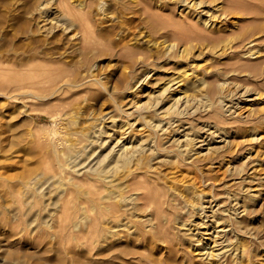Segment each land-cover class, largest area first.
<instances>
[{
    "label": "rangeland",
    "instance_id": "obj_1",
    "mask_svg": "<svg viewBox=\"0 0 264 264\" xmlns=\"http://www.w3.org/2000/svg\"><path fill=\"white\" fill-rule=\"evenodd\" d=\"M254 1L0 0V264H264Z\"/></svg>",
    "mask_w": 264,
    "mask_h": 264
},
{
    "label": "bare ground",
    "instance_id": "obj_2",
    "mask_svg": "<svg viewBox=\"0 0 264 264\" xmlns=\"http://www.w3.org/2000/svg\"><path fill=\"white\" fill-rule=\"evenodd\" d=\"M215 3V2H214ZM241 4V3H240ZM124 5V4H123ZM237 5V4H236ZM231 7V6H230ZM229 7V8H230ZM217 8H218V6H217ZM220 8V7H219ZM233 8V7H232ZM232 8H230V9H232ZM239 8V7H238ZM236 9V8H235ZM244 9H246V10H248V9H250V11H248L249 12V15H251L252 17H251V19L253 18V19H255L256 21H259L258 22V24H254V25H252L251 24V26H248L247 28H245V26H244V28L243 27H241L242 28V32H240V33H236V35H235V38H232L233 40L234 39H237V38H239V41H245V40H247V38L248 37H251V36H253V34L255 33V32H257L258 31V33L259 32H261L263 29H262V23H263V17H264V3H263V0L262 1H254V2H251V4H249V6H246V8H244L243 6H242V8H241V11H239V13H242V15H243V13H245L244 11H242V10H244ZM225 11H226V8L224 9ZM70 11V10H69ZM213 13V12H212ZM222 13H224L223 11H221V9H219V10H217L216 9V11H215V13H214V17H217V18H222ZM236 13V12H235ZM234 14V13H233ZM246 14V13H245ZM235 15H237V14H235ZM46 16V15H45ZM224 16V15H223ZM229 16V15H228ZM244 16V15H243ZM242 16V17H243ZM248 16V15H247ZM47 17V16H46ZM241 18V17H240ZM247 17H245V18H241V20L242 19H246ZM44 19V18H43ZM226 19V18H225ZM249 19V18H248ZM48 20V19H47ZM43 21V20H42ZM44 22V21H43ZM237 22V21H236ZM234 23V22H233ZM261 23V24H260ZM220 24V23H219ZM235 24V23H234ZM234 24L232 25L233 27H234ZM242 24V23H241ZM44 25V24H43ZM217 25V23H215L213 26H216ZM67 27H69V26H66V28ZM240 28V27H239ZM69 29V28H68ZM81 29V28H80ZM244 29V30H243ZM216 31V33L217 32H219L221 29L220 28H218V27H216V29H215ZM224 30V29H223ZM239 30H241V29H239ZM82 32H83V36H85L86 35V32H84V29L82 28ZM214 32V30H213V33H212V35H215L216 33ZM233 32H235V31H233ZM253 32V33H252ZM233 34V33H232ZM231 34V35H232ZM211 35V34H210ZM218 35V34H217ZM234 35V34H233ZM232 39H231V41H232ZM254 39V38H253ZM220 40H221V38H220ZM219 40V41H220ZM228 40V39H227ZM217 41H218V39H217ZM230 41V42H231ZM230 42H229V44H230ZM248 42V41H247ZM246 42V43H247ZM217 43V42H216ZM244 43V42H243ZM241 44H242V42H241ZM239 45V44H238ZM224 46V45H223ZM77 84V83H76ZM173 123V122H172ZM178 129V128H177ZM176 130V129H175ZM200 135V134H199ZM201 137H203V136H201ZM195 138V137H194ZM196 139H197V137H196ZM205 139V138H204ZM195 141V140H194ZM197 141V140H196ZM199 141V140H198ZM203 141V140H202ZM193 143V142H192ZM136 147V146H135ZM123 148H124V146H123ZM132 148H133V146H132ZM131 147H130V149H132ZM125 149H127V147H125L124 148V150ZM134 149V148H133ZM136 149V148H135ZM144 150V149H143ZM142 150V151H143ZM150 150V149H149ZM133 151H136V150H133ZM154 151V150H153ZM123 152H125V151H123ZM127 152H129L130 153V151H127ZM127 152H125V154H123L122 152H119V154H118V157H117V159H113V165H114V162H115V165H116V163H123L122 165L123 166H125L126 165V163H129V162H131L132 160H133V157L135 156H137V155H135V153L134 152H132V150H131V154L129 155V153H127ZM137 152V151H136ZM141 152V151H140ZM140 154V153H139ZM138 159H140V158H138ZM107 162V161H106ZM118 163V164H119ZM120 163V164H121ZM107 166V169L109 168V166H110V164H106ZM105 166V165H104ZM112 166V165H111ZM101 168H103V167H101ZM107 169L104 167L103 169H98V176L99 175H103L104 177H102L104 180L106 179L107 180V178L108 177H110L109 175H107L106 173H107ZM92 170H94V169H92ZM109 170V169H108ZM111 170V169H110ZM95 171V170H94ZM96 172V171H95ZM106 172V173H105ZM109 172V171H108ZM110 172H112V171H110ZM100 173V174H99ZM101 173H103V174H101ZM113 173V172H112ZM128 174L127 175H124V176H126V177H128V176H130L131 174H134V171H133V169H129L128 170V172H127ZM97 174V173H96ZM124 176L122 177V179L124 178ZM113 177V176H112ZM121 179V181H123ZM108 181H110V180H108ZM124 182V181H123ZM120 183V182H119ZM128 183V182H127ZM118 184V183H117ZM126 184V183H125ZM124 184V185H125ZM119 185V184H118ZM123 185V186H124ZM127 185H129V184H127ZM125 186L126 188H128V186ZM117 186V185H116ZM120 187V189L122 188V185L120 184V186H118V188ZM125 187H123V188H125ZM171 187H173V186H171ZM117 188V189H118ZM122 188V189H123ZM125 188V189H126ZM119 189V191H118V196H119V198H123L124 197V195L123 194H120V190ZM173 189V188H172ZM176 189V188H175ZM174 189V190H175ZM177 189H178V187H177ZM127 190V189H126ZM137 193V192H136ZM155 196H156V193H155ZM154 196V197H155ZM156 198V197H155ZM102 199H104V198H102ZM153 199V198H152ZM89 200H94V199H89ZM155 200H157V198L155 199ZM161 200V199H160ZM159 200V201H160ZM159 201H157L158 202V204H159ZM156 204V203H155ZM202 205V204H201ZM101 206V211H102V213H105L106 211H109V212H106L105 213V216H108V218L106 219V220H101L100 219V222L97 224V226H95V227H97L96 228V231H94L96 234L95 235H98L99 236V238L98 239H96L97 240V242H96V244H98L99 246H100V248L102 247V245H104L105 244V247L111 242V239H112V237L113 236H115L116 234H117V230H119V229H116V227H121V226H125V227H128V229H130V224H131V220H130V218H132V216L130 217V214H131V212H130V214L129 215H127L128 213H127V209H126V207L125 206H121V205H119V206H116V204L115 203H104L103 205H100ZM157 206V205H156ZM156 206H151L153 209H154V211H155V213L154 214H156V215H158V214H160L159 212H160V209H155V208H157ZM113 207V208H112ZM158 207H160V205L158 206ZM110 208H112V209H110ZM115 208H116V211H115ZM164 211V210H163ZM161 214H163V217L165 216V214H164V212L162 213L161 212ZM88 215V214H87ZM102 215V214H101ZM132 215H133V213H132ZM155 215V216H156ZM154 216V215H153ZM161 216V215H160ZM162 217V218H163ZM88 217H86V219H87ZM124 218H127L126 220H124ZM160 218V217H159ZM90 219V218H89ZM88 219V220H89ZM92 219H94V217L92 218ZM96 219V218H95ZM94 219V220H95ZM99 219V218H98ZM154 219H156V218H154ZM93 220V222H95ZM241 222V221H240ZM92 226V225H91ZM94 226H92V228H93ZM95 227L93 228L94 230H95ZM123 228V227H122ZM223 231V230H222ZM89 234H90V236L93 234L94 235V232H93V230L91 229V228H89ZM87 233H88V231H87ZM119 234V233H118ZM89 236V235H88ZM87 238V237H86ZM88 239V238H87ZM91 239V238H90ZM88 240L89 242L88 243H90V241L91 240ZM229 241V240H228ZM222 243V242H221ZM91 244H93V242L91 241ZM107 244V245H106ZM225 244V243H224ZM91 245H89V247H90ZM95 246V245H94ZM94 246H92V247H94ZM97 246V245H96ZM98 246V247H99ZM109 246V245H108ZM223 246V245H222ZM104 248V247H103ZM235 248V247H234ZM93 249V248H92ZM238 249V247H236L235 248V250H237ZM105 250V249H104ZM114 250V249H113ZM113 250H111V251H113ZM99 251V250H98ZM103 253V252H102ZM101 253V251L100 252H98V254H100V255H105L104 253H106V252H104L103 254ZM108 253V252H107ZM107 253H106V255H107ZM111 253V252H110ZM116 253H118V252H116ZM211 254H213V251L212 252H210ZM242 253V252H241ZM109 254V253H108ZM100 255H97L98 257L100 256ZM105 255V256H106ZM112 254H110L109 256H111ZM108 256V255H107ZM212 256V255H211ZM101 257V256H100ZM104 257V256H103ZM232 261H234V260H228V262L226 263V264H230V263H232ZM88 262L89 261H87V264H88ZM100 263V262H99ZM98 263V264H99ZM234 263V262H233ZM89 264H91V262L89 263ZM102 264V263H101ZM196 264V263H195ZM203 264H216V263H214V261H211V262H206V263H203ZM218 264V263H217Z\"/></svg>",
    "mask_w": 264,
    "mask_h": 264
}]
</instances>
